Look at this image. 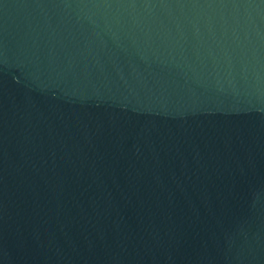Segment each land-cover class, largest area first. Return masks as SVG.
<instances>
[{
  "label": "water",
  "instance_id": "water-1",
  "mask_svg": "<svg viewBox=\"0 0 264 264\" xmlns=\"http://www.w3.org/2000/svg\"><path fill=\"white\" fill-rule=\"evenodd\" d=\"M0 264H264V0H0Z\"/></svg>",
  "mask_w": 264,
  "mask_h": 264
}]
</instances>
